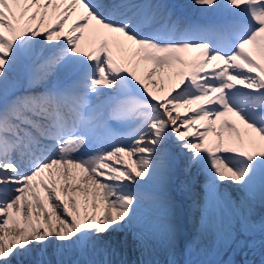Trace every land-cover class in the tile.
<instances>
[{
    "label": "snow or ice",
    "instance_id": "1",
    "mask_svg": "<svg viewBox=\"0 0 264 264\" xmlns=\"http://www.w3.org/2000/svg\"><path fill=\"white\" fill-rule=\"evenodd\" d=\"M229 248L264 264V0H0V264Z\"/></svg>",
    "mask_w": 264,
    "mask_h": 264
},
{
    "label": "rangeland",
    "instance_id": "2",
    "mask_svg": "<svg viewBox=\"0 0 264 264\" xmlns=\"http://www.w3.org/2000/svg\"><path fill=\"white\" fill-rule=\"evenodd\" d=\"M245 250H234L232 248H229L227 250L221 251V253L217 256L215 254L210 255L209 259H217L222 261H233L234 264H242V262L245 260V257L247 260H255L257 261V264L261 257L258 254L248 252L245 253Z\"/></svg>",
    "mask_w": 264,
    "mask_h": 264
},
{
    "label": "bare ground",
    "instance_id": "3",
    "mask_svg": "<svg viewBox=\"0 0 264 264\" xmlns=\"http://www.w3.org/2000/svg\"><path fill=\"white\" fill-rule=\"evenodd\" d=\"M166 85H167V81H165ZM181 111H184L183 109H181ZM126 159V158H125ZM245 250V249H244ZM126 259H129V260H132L134 261L136 259V255L133 253V254H127L125 256Z\"/></svg>",
    "mask_w": 264,
    "mask_h": 264
}]
</instances>
